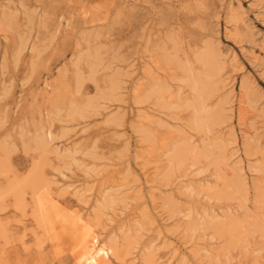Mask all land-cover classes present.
Returning <instances> with one entry per match:
<instances>
[{
  "label": "rangeland",
  "instance_id": "obj_1",
  "mask_svg": "<svg viewBox=\"0 0 264 264\" xmlns=\"http://www.w3.org/2000/svg\"><path fill=\"white\" fill-rule=\"evenodd\" d=\"M86 228L110 264H264V0H0V264Z\"/></svg>",
  "mask_w": 264,
  "mask_h": 264
},
{
  "label": "bare ground",
  "instance_id": "obj_2",
  "mask_svg": "<svg viewBox=\"0 0 264 264\" xmlns=\"http://www.w3.org/2000/svg\"><path fill=\"white\" fill-rule=\"evenodd\" d=\"M210 67H212V66H210ZM212 68H213V67H212ZM210 75H211V74H210ZM211 79H212V78H211ZM154 89H156V88H154ZM195 89H197V88H195ZM197 90L201 91L200 89H197ZM157 91H159V90H157ZM155 92H156V91H155ZM155 92H154V93H155ZM160 92H161V91H160ZM156 93H159V92H156ZM160 95H161V94H160ZM158 96H159V94H158ZM159 97H160V96H159ZM161 97H163V96L161 95ZM161 100H162V99H161ZM219 108H221V107H219ZM200 110H201V111H205V107L201 106ZM220 110H223V108L220 109ZM217 111L219 112L218 109H217ZM243 112H244V111H242V113H243ZM215 113H216V111H215ZM221 113H222V111H221ZM224 113H225V112H224ZM212 114H213V113H212ZM216 115H217V113H216ZM219 115H220V113H219ZM224 115H225V114H224ZM227 115H228V114H227ZM222 116H223V115H222ZM240 116H241V115H240ZM242 117H243V116H242ZM217 118H219V117L217 116ZM220 118H221V115H220ZM199 121H201V120H199ZM239 121H240V120H239ZM246 122H248V121H247V117L244 115V118L242 119V122H240V123H242L244 129L247 128V127H245V125L247 126ZM220 123H221V122H220ZM200 124H201V125H199V126L201 127V126H202V121H201ZM203 124H204V123H203ZM205 124H206V123H205ZM242 125H241V126H242ZM203 126H204V125H203ZM205 127H206V126H205ZM208 127H209V126H208ZM196 128L198 129L197 126H196ZM209 128H210V127H209ZM200 129H202V128H200ZM204 129H206V128H204ZM249 129H250V130H248V131H250V132H256V131H257V130H255V127H254V128H249ZM202 130H203V129H202ZM245 132H246V131H245ZM257 132H258V131H257ZM257 135H258V134H257ZM41 137H42V136H41ZM41 137H39V138H41ZM259 138H260V137H259ZM39 140H40V139H39ZM45 142H46V141H45ZM45 142H44V143H45ZM37 143H39V142H37ZM44 143H43V144L41 143V144H42V146L45 145V147H46V144H44ZM42 146H40V147H42ZM185 146H187V145H185ZM43 147H44V146H43ZM173 148H174V147H173ZM178 148H179V147H178ZM182 148H183V147H182ZM182 148H181V149H182ZM187 148H188V146H187ZM189 148H191V147H189ZM193 150H194V149H193ZM193 150H192V148L190 149V151L187 150V151H188L187 154H188V155L193 154V153H189V152H195V151H193ZM172 151H173V150H172ZM179 151L181 152L182 150L179 149L178 152H179ZM183 151H184V150H183ZM185 151H186V148H185ZM176 152H177V151H176ZM176 152H175L176 156H175L174 160H175V162L177 163V165L180 166V165L182 164V162L185 163L184 159H186V158H185L184 156H183V158H181V155H182L181 153H182V152H181V153H180V152H179V153H176ZM67 153H68V152H67ZM69 153H70V152H69ZM195 153H196V155L198 156L197 152H195ZM173 154H174V153H173ZM70 155H71V154H70ZM183 155H185V154L183 153ZM196 155H194V156H196ZM67 156H68V155H67ZM186 156H187V155H186ZM191 156H192V155H191ZM200 156H202V155L199 154V157H200ZM71 157H72V155H71ZM169 157H170V156H169ZM172 157H174V156H172ZM188 158H190V156H188ZM191 158H192V157H191ZM195 159H196V158H195ZM169 161H173V160H172V159H171V160L169 159ZM198 161H200V159H198L197 162H198ZM172 163H174V162H172ZM194 163H196V162H194ZM194 163H193V164H194ZM169 165H170V164H169ZM175 165H176V164H175ZM175 165H173V166L171 165V166H172V167H175ZM196 165H197V163H196ZM179 166H178V168H179ZM40 167H41V165H40ZM172 167L170 168V175H171V173L174 172V171L171 172ZM178 168H177V169H178ZM173 169H174V168H173ZM173 169H172V170H173ZM175 169H176V168H175ZM167 170H168V169H167ZM38 171H39V170H38ZM168 171H169V170H168ZM35 173H37V168H36V172H35ZM40 173H41V172L39 171V174H40ZM168 173H169V172H168ZM37 174H38V173H37ZM39 174H38V175H35V174H34V175L36 176V178H37V176H40V177L43 176V175L41 176V174H40V175H39ZM165 175H166V174H165ZM170 175H169V177H171ZM32 176H33V174H32ZM35 176H34V177H35ZM34 177H33V178H34ZM167 177H168V176H167ZM42 178H43V177H42ZM42 178H41V179H42ZM30 179H31V178H29V180H30ZM37 179H40V178L38 177ZM41 179H40V181H39L40 183L37 182V183H39V185L41 184V181H42V183L44 182V181L41 180ZM29 180H28V181H29ZM34 180H35V179H34ZM34 180H33V181H34ZM31 181H32V180H31ZM31 181H29V182H31ZM36 181H38V180H36ZM36 181H35V185L37 184ZM45 181H46V180H45ZM29 182H28V183H29ZM31 183H33V182H31ZM46 183H48V182H46ZM15 184H16V183H15ZM12 185H13V184H11V187H13V188L15 189L16 186L14 185V186H15V187H14V186H12ZM44 185H46L45 182H44ZM44 185L42 184V187H43ZM22 186H23V185H22ZM26 186H28V185H26ZM29 186H30V187H29ZM29 186H28V188H30V189H31V188L33 189V188H34V186H33V187H31V185H29ZM17 187H18V189H19V184L17 185ZM17 187H16V189H17ZM23 187H24V186H23ZM38 187H40V186H38ZM38 187H36V188L38 189ZM36 188H35V189H36ZM33 190H34V189H33ZM33 190H32V191H33ZM41 190H42V189H41ZM41 190H40L39 192H41ZM191 190H192V189H191ZM10 191L12 192V191H14V190L12 189V190H10ZM19 191H20V189H19ZM16 192H17V191H16ZM36 192H37V191L35 190V193H36ZM12 193H14V192H12ZM14 194H15V193H14ZM34 195H36V194H34ZM105 195H106V194H105ZM105 195H103L104 199L106 198ZM37 196L39 197V196H41V194L39 193V195H37ZM44 196H45V195H44ZM20 197H21V196H20ZM103 197H102V198H103ZM40 198H41V197H40ZM41 199L43 200V197H42ZM37 200H38V199H37ZM105 200H107V199H105ZM110 201H111V200H110ZM38 202L41 203V200H38ZM98 202H99V201H98ZM101 202H102V201H100L99 204H100ZM106 202H107L106 204H105V202H102V203H101V206H102V204H103L102 207L99 205L100 208L103 209V210H101L102 212H104V209H107V207H109V206H108L109 201L107 200ZM111 203H112V202H111ZM98 209H99V207H98ZM98 209H97V210H98ZM101 211L99 210L97 215L101 214V213H102ZM102 215H103V214H102ZM116 216H117V215H116ZM113 220H114V219H113ZM215 221H216V220H215ZM109 223H110V221H109ZM112 223H113V222H112ZM112 223H111V224H112ZM114 223H115V222H114ZM207 223H208V222H207ZM209 223H210V222H209ZM218 224H219V222H218ZM220 224L222 225V223H220ZM202 225H203V224H202ZM206 225H208V224H205V227H207ZM212 225H213V223H212ZM212 225H211V226H212ZM215 225H216V224H215ZM221 225H220V226H221ZM224 225H225V224H224ZM137 226H138V225H137ZM217 226H218V225H217ZM220 226H219V227H220ZM227 226H228V225H227ZM232 226H233V228H234V227L237 226V225H234V223H232ZM202 227H203V226H202ZM219 227H216L215 232L217 231V228L219 229ZM222 227H223V226H222ZM222 227H221V228H222ZM225 227H226V226H225ZM139 228H140V226H139ZM208 228H210V226H208ZM211 228H212V227H211ZM211 228H210V229H211ZM214 228H215V227H214ZM229 228H230V230L232 229L231 225H230ZM229 228L227 227V228H226V231H228L227 229H229ZM235 228H236V227H235ZM235 228H234V229H235ZM88 229H89V228H86V231H87V235H86L87 240H86V243H85V245L80 249V251L77 253V256H76V261H77V262H76V264H107V261L110 259V257H111L112 255L115 256V255L117 254V251H118V250H117V249H118V244H117L116 240L114 241V243H115L114 246H113V244H112L113 241L110 242V243H109V242H108V243H102V242L100 241V239H102V238H101L99 235L94 234V232L88 231ZM130 229H131V228H129V230H130ZM134 229H135V228H134ZM136 229H137V228H136ZM224 229H225V228H224ZM224 229L222 228V230H224ZM237 229H238V228H237ZM131 230H132V229H131ZM139 230H141V228H140ZM226 231H225V232H226ZM233 231H234V230H233ZM235 231H237V230L235 229ZM130 232H131V231H130ZM218 232H219V230H218ZM218 232H216V233L218 234ZM220 232H221V231H220ZM125 233H126V232H125ZM127 233H128V231H127ZM139 233H141V231H140ZM130 234H131V233H130ZM136 234H137V233H136ZM224 234H225V233H224ZM224 234H222V233L220 234V233H219L218 235H221V236H222V235H224ZM125 236H126V235H125ZM125 236H124V237H125ZM137 236H138V235H137ZM126 237H128V236H126ZM126 237H125V238H126ZM131 238H133V237H130V239H131ZM112 239H113V237H112ZM128 239H129V238H128ZM113 240H114V239H113ZM126 241H127V239H126ZM128 242H129V241H128ZM128 242H127V243H128ZM127 243H126V245H127ZM130 243H133V242L130 241ZM128 245H129V244H128ZM128 248L131 249L132 247H128V246H127L126 249H128ZM129 249H128V250H129ZM133 249H136V248H133ZM128 250H127V251H128ZM130 251H131V250H129V251L127 252L128 255L133 254V252H132L131 254H129ZM118 255H119V254H118ZM118 255H117V256H118ZM115 257H116V256H115ZM147 257H148V256H147ZM150 257H151V256H150ZM111 258H112V257H111ZM118 258H119V257H118ZM148 258H149V257H148ZM148 258H147V261H149ZM145 260H146V259H145ZM108 262H109V264H110V261H108Z\"/></svg>",
  "mask_w": 264,
  "mask_h": 264
}]
</instances>
